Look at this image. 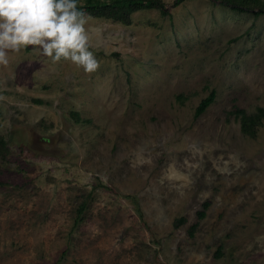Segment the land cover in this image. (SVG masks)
<instances>
[{
    "label": "rangeland",
    "instance_id": "1",
    "mask_svg": "<svg viewBox=\"0 0 264 264\" xmlns=\"http://www.w3.org/2000/svg\"><path fill=\"white\" fill-rule=\"evenodd\" d=\"M161 3L0 66V264H264V7Z\"/></svg>",
    "mask_w": 264,
    "mask_h": 264
},
{
    "label": "clouds",
    "instance_id": "2",
    "mask_svg": "<svg viewBox=\"0 0 264 264\" xmlns=\"http://www.w3.org/2000/svg\"><path fill=\"white\" fill-rule=\"evenodd\" d=\"M79 0H0V66L10 52L31 47L53 63L71 61L85 73L98 70Z\"/></svg>",
    "mask_w": 264,
    "mask_h": 264
},
{
    "label": "trees",
    "instance_id": "3",
    "mask_svg": "<svg viewBox=\"0 0 264 264\" xmlns=\"http://www.w3.org/2000/svg\"><path fill=\"white\" fill-rule=\"evenodd\" d=\"M180 0H174L176 4ZM221 3L228 5L237 10H247L258 7H264V2L261 0H220ZM144 6H157L162 8L161 0H79V7L87 14L95 17L112 18L123 22H128L130 13ZM257 13V10L254 11ZM214 91L210 90L202 97L195 106V114L200 113L204 107L212 100ZM235 117L239 119V128L242 132L253 135L255 124L259 121V117L264 115L261 107H257V112L254 114H246L242 109L234 110ZM4 139L0 136V147L4 145ZM207 202H203L205 206ZM199 215L203 211L198 212Z\"/></svg>",
    "mask_w": 264,
    "mask_h": 264
}]
</instances>
